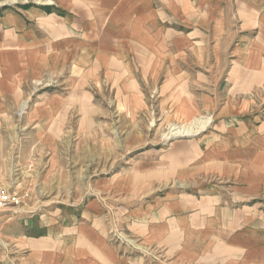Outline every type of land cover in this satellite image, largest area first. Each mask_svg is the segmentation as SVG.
<instances>
[{
  "label": "crops",
  "instance_id": "0c3cea01",
  "mask_svg": "<svg viewBox=\"0 0 264 264\" xmlns=\"http://www.w3.org/2000/svg\"><path fill=\"white\" fill-rule=\"evenodd\" d=\"M257 1L55 0L57 11H0V115H8L24 97L29 79L46 72L61 75L64 89L39 95L29 124L35 133L45 131L50 141L58 142L69 130L71 116L89 118L95 107V96L86 87L96 85L98 92L103 85L111 87L126 114L135 117L147 106L146 93L160 81L161 97L176 94L172 99H179V118L189 120L202 110L225 113L224 129L215 126V132L194 145L199 161L193 169L203 167L204 153L219 148L220 156L204 155V165H220L232 182V192L208 184L156 202L146 200V192L129 190L127 194L141 198L122 203L126 226L147 246L162 248V256L172 262L112 244L103 230L102 207L93 199L63 218L59 213L41 216L43 226L33 225L32 233L9 236L13 248L0 254V264H264V203L259 201L264 194V116L249 113L243 98L217 106L210 91L213 78H225L224 88H237L242 95L254 87L260 74L245 68L239 72L236 63L221 74L228 61L212 60L210 50L230 44L233 30L227 17H232L234 4H241L240 16L246 12L244 4ZM246 20L241 16L243 25ZM247 25L240 29L237 50L247 44ZM244 61L237 59L241 69ZM169 83L172 90L163 94ZM204 98L207 106L199 101ZM182 106L187 113L180 111ZM230 107L239 114L229 116L225 110ZM158 159L162 163L165 158ZM155 170L162 173L164 168ZM106 184L112 193H122L119 183Z\"/></svg>",
  "mask_w": 264,
  "mask_h": 264
},
{
  "label": "rangeland",
  "instance_id": "374dc122",
  "mask_svg": "<svg viewBox=\"0 0 264 264\" xmlns=\"http://www.w3.org/2000/svg\"><path fill=\"white\" fill-rule=\"evenodd\" d=\"M3 1L6 2L2 4ZM54 1L53 4H45L35 0H0V11L34 8L57 11L59 9ZM239 9H242L241 4H234L232 17H227V26H232L233 30L230 46L222 45L221 49L212 47L211 59L228 61L227 66L222 65L221 74H228L236 63L239 72L245 68L250 73L260 75L255 79L253 88L251 86L243 90L247 91L243 93L244 96L241 92L237 93V88L234 92L224 88L225 78H213L210 83L214 87L210 91L216 98L211 101L214 100L220 106L226 101L238 104L243 98L245 103L249 102L246 107H249V113L260 111L259 116L263 117L264 4L262 0L250 2L248 6L244 4L246 12H241L240 16ZM241 16L248 18V32L243 37L247 44L237 50L240 29L246 26L241 23ZM240 58L246 59L242 69L237 62ZM63 80L64 77L51 72L29 79L23 88L24 97L11 108L8 115H0V254L12 250L13 242L9 236L32 233L36 227L33 225L38 223L43 226L42 221H39L42 220L41 216L59 213V218H63L74 206L80 209L95 199L102 207L103 230L112 244L143 257L149 256L154 261L172 262V259L162 256V248L147 246L129 230L123 220L125 209L122 203L141 198L140 194H135L136 197L127 194L131 192L130 189L146 192L149 202L171 197L175 192H191L194 187L205 189L208 184H216L232 192L229 189L232 182L226 181L220 165H204L203 162L206 159L204 155H219V148L212 149L216 153H204L200 158L203 167L193 169V163L199 161L192 151L194 145L205 135L215 132V126L224 129L221 119L225 113L217 115L218 110H202L189 120L179 118L176 114L179 99H172L176 94L172 98L161 97L159 90L162 82L159 81V89L157 87L146 93L147 106L134 117L126 114V109L115 99L111 87L103 85V91L98 92L96 85H91L86 88L95 96V107L91 109L89 118L84 115L71 116L67 127L69 130L63 139L53 142L45 131H41L40 136L32 131L33 126L29 125L35 115L32 105L41 94L63 90ZM168 89L172 90V83L166 85L162 93ZM199 101L206 106L209 103L205 98ZM181 110L185 113L188 111L183 106ZM225 111H228L229 116L239 114L236 108L230 107ZM207 119L210 120L208 125L198 135H163L173 124L188 125ZM160 156L165 158L162 163L158 159ZM150 158L156 163H147ZM156 166L163 167L164 171L159 173V170H155ZM109 181L115 186L119 183L122 193H112L113 189L106 184ZM116 190H119L118 187ZM260 197L262 200L259 201L264 203V194ZM38 232L35 230L34 233Z\"/></svg>",
  "mask_w": 264,
  "mask_h": 264
},
{
  "label": "bare ground",
  "instance_id": "6f19581e",
  "mask_svg": "<svg viewBox=\"0 0 264 264\" xmlns=\"http://www.w3.org/2000/svg\"><path fill=\"white\" fill-rule=\"evenodd\" d=\"M12 2H18L19 0H11ZM39 3L45 4H53V0H35ZM6 1L1 2L2 4ZM209 119L200 121V122H191L188 125H178L173 124L169 127V130L165 132L163 135L165 137H172V136H192L195 135L206 128L209 123ZM198 124V125H196Z\"/></svg>",
  "mask_w": 264,
  "mask_h": 264
}]
</instances>
